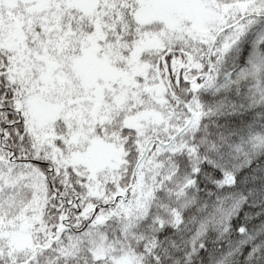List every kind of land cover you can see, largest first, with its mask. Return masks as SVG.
Here are the masks:
<instances>
[{
    "label": "snow or ice",
    "instance_id": "1",
    "mask_svg": "<svg viewBox=\"0 0 264 264\" xmlns=\"http://www.w3.org/2000/svg\"><path fill=\"white\" fill-rule=\"evenodd\" d=\"M0 264H264V0H0Z\"/></svg>",
    "mask_w": 264,
    "mask_h": 264
}]
</instances>
